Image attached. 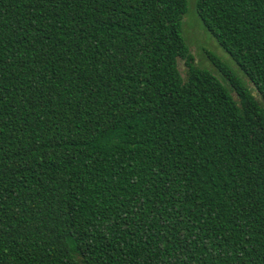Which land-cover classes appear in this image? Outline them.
Listing matches in <instances>:
<instances>
[{
    "label": "trees",
    "instance_id": "trees-1",
    "mask_svg": "<svg viewBox=\"0 0 264 264\" xmlns=\"http://www.w3.org/2000/svg\"><path fill=\"white\" fill-rule=\"evenodd\" d=\"M186 13L0 0V264H264V0L195 1L239 74Z\"/></svg>",
    "mask_w": 264,
    "mask_h": 264
},
{
    "label": "rangeland",
    "instance_id": "rangeland-1",
    "mask_svg": "<svg viewBox=\"0 0 264 264\" xmlns=\"http://www.w3.org/2000/svg\"><path fill=\"white\" fill-rule=\"evenodd\" d=\"M195 1L187 0V13L184 16L182 32L189 46V49L194 57V62L205 69L210 70L215 75L219 76L220 72L217 70L209 60L210 54H214L223 62H225L230 68L238 73L235 64L230 60L226 53L220 48L214 38L210 36L202 26L201 21L198 19L195 13ZM179 69L182 75H184L185 68L179 65ZM239 74V73H238ZM79 264H81L79 262Z\"/></svg>",
    "mask_w": 264,
    "mask_h": 264
}]
</instances>
